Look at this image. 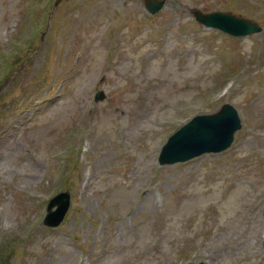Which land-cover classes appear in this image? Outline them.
<instances>
[{"label": "rangeland", "instance_id": "rangeland-1", "mask_svg": "<svg viewBox=\"0 0 264 264\" xmlns=\"http://www.w3.org/2000/svg\"><path fill=\"white\" fill-rule=\"evenodd\" d=\"M53 2L0 0V264H264V0ZM194 7L263 30L234 38ZM226 101L228 149L158 164L159 141Z\"/></svg>", "mask_w": 264, "mask_h": 264}, {"label": "water", "instance_id": "water-1", "mask_svg": "<svg viewBox=\"0 0 264 264\" xmlns=\"http://www.w3.org/2000/svg\"><path fill=\"white\" fill-rule=\"evenodd\" d=\"M197 20L207 26H216L234 34H247L260 28L253 22L238 19L226 13H200L194 11ZM240 127L236 111L225 105L214 117H197L170 136L160 155L161 162L186 160L205 151H219L227 147L233 132ZM56 208L52 210V206ZM69 205L68 191L60 192L48 204L45 223L55 225L64 216Z\"/></svg>", "mask_w": 264, "mask_h": 264}]
</instances>
